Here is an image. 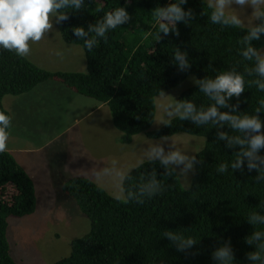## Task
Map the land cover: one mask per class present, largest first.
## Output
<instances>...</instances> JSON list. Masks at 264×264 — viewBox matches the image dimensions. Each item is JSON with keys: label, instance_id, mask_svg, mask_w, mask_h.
I'll return each mask as SVG.
<instances>
[{"label": "trees", "instance_id": "1", "mask_svg": "<svg viewBox=\"0 0 264 264\" xmlns=\"http://www.w3.org/2000/svg\"><path fill=\"white\" fill-rule=\"evenodd\" d=\"M169 2L85 0L79 11L68 10L69 19L60 23L61 35L66 42L81 47L82 40L72 34L74 27L87 30L89 24H95L116 7H125L132 17L127 24L107 33L106 42L97 38L98 43L91 51L83 49L86 71H52L27 57L18 58L0 50V111L10 116L3 104L6 95L27 93L42 82L56 79L81 95L106 103L123 144H130L140 133L154 139L180 132L204 138L203 147L195 154L200 163L194 166L188 188L175 175L166 176L158 161L147 160L124 176V198L111 195L87 177L76 175L67 179L62 189L89 219L90 228L71 241L69 255L48 264H215L211 253L226 241L231 243L237 264H247L245 254L254 250L244 243V237L253 231L245 215L248 210L258 209L264 200V182L255 181V170L249 173L245 166L243 171L230 169L224 174L216 171L219 163L228 162L233 155V150L217 139V132L231 134L230 130L226 126L197 127L176 118L170 127L150 129L156 114L154 98L159 90L165 92L191 74L203 79L228 70L240 60L236 55L237 41L244 32L211 25L202 14L207 11L204 0H188L183 7L193 10L191 23H178V36L170 32L156 40L158 29L152 9ZM252 43L261 49L264 37ZM174 48L187 52L191 64L188 70L181 72L172 63ZM236 67L246 81L256 78L245 72L246 67H251L248 62ZM262 97L264 93L258 92L254 85L251 88L246 85L241 96L233 98L230 104L238 105L237 113H251ZM182 99L192 101L198 108L211 103L197 85L183 91L179 96ZM260 116L264 120V112ZM11 122L12 119L10 125ZM153 173L164 190L148 199L140 194L139 188ZM140 199L144 202L140 203ZM36 206L31 176L11 152L0 153V264H19L10 253L8 218L23 217L35 211ZM165 230L184 232L198 243L188 252H177L162 236Z\"/></svg>", "mask_w": 264, "mask_h": 264}, {"label": "rangeland", "instance_id": "2", "mask_svg": "<svg viewBox=\"0 0 264 264\" xmlns=\"http://www.w3.org/2000/svg\"><path fill=\"white\" fill-rule=\"evenodd\" d=\"M251 12V8H246L243 15L250 16ZM52 24L40 42L30 45L27 58L52 71H86L83 48L66 42L60 24L54 20ZM261 50L264 51V46ZM193 78L196 76L191 74L165 91L169 97L154 98L156 114L150 129L163 126L160 105L172 98L178 101L183 91L195 85ZM54 80L42 82L27 93L6 95L3 100L18 120L10 128L6 150L12 148L15 154L20 152L17 159L25 158L23 166L34 181L37 198L35 211L8 218L10 253L19 264H48L59 260L69 255L73 239L88 232L89 219L62 189L70 177H87L111 195L124 198L123 178L141 163L149 145L162 143L168 151L172 142L190 155H195L204 145L203 137L183 132L166 137L167 141L140 133L130 144H123L108 105L102 106L98 100L75 94ZM95 105L99 107L94 108ZM14 136L21 139L12 143ZM105 170H111L112 174L103 175ZM193 174L194 170L180 178L183 187L190 186Z\"/></svg>", "mask_w": 264, "mask_h": 264}, {"label": "clouds", "instance_id": "3", "mask_svg": "<svg viewBox=\"0 0 264 264\" xmlns=\"http://www.w3.org/2000/svg\"><path fill=\"white\" fill-rule=\"evenodd\" d=\"M187 2L188 0H170L166 6L152 9L158 29L156 40L160 39L161 34L167 36L170 32L178 36L177 24L191 23L194 12L191 8L185 10L183 6ZM84 3L85 0H0V50L12 53L18 58H26L31 51L30 45L42 40L52 28L53 20L56 24L68 20V10L79 11ZM204 3L207 11L202 14L207 16L211 25H218L221 30L231 28L244 32L237 41L236 55L240 60L228 70L217 72L214 77L193 78L199 92L211 102L208 106L198 108L190 100L177 101L172 98L160 105L164 113L160 123L170 127L172 119L176 118L190 121L197 127L203 125L219 129L226 126L231 134L218 131L217 139L225 142V148L232 149L233 155L228 162L219 163L216 171L220 174L227 173L230 169L243 171L242 166H245L249 173L255 170V181L264 182V154H261L264 150V120L260 116L264 112V97L257 101L258 106L251 113H237L238 105L230 104L233 98L238 99L241 96L246 85L249 88L254 85L258 92L264 93V51L254 47L252 43L261 41L264 37V0H204ZM246 8L252 9L251 15L247 17L243 15ZM131 19L125 7H116L104 13L102 19L95 24H89L87 30L84 27H74L72 34L82 40L83 49L91 51L98 43L97 38L106 42L107 33L127 24ZM245 61L251 65L245 68V72L256 78L246 81L245 75L237 71L236 65ZM172 63L181 72L191 67L187 52L178 48L172 51ZM159 96L169 97L161 90ZM11 119L10 115L0 111V153L7 149ZM143 159L149 163L158 161L166 176L175 175L178 178L187 177L194 170V166L200 163L195 155L181 151L172 142L168 151H165L162 143L149 145L141 162ZM111 174V170L103 173L106 176ZM163 190L164 185L156 179L154 173L139 188L140 194L148 199L160 195ZM125 202H128L127 199ZM139 202L144 201L140 199ZM262 212L264 200L260 201L258 209L248 210L245 215L247 223L253 226V231L244 237V243L254 249L245 254L247 264H264ZM162 236L181 253L188 252L198 243L196 238L181 231L165 230ZM211 256L215 264H237L230 241L217 247Z\"/></svg>", "mask_w": 264, "mask_h": 264}, {"label": "crops", "instance_id": "4", "mask_svg": "<svg viewBox=\"0 0 264 264\" xmlns=\"http://www.w3.org/2000/svg\"><path fill=\"white\" fill-rule=\"evenodd\" d=\"M54 82H58V83H61L63 86H65L61 81H57V80H54ZM66 88H69V87H67V86H65ZM70 90H72V92H75L73 89H71L70 88ZM75 94H78V95H81V94H79V93H77V92H75ZM82 96H84V95H82ZM85 97H87V96H85ZM88 98H91V97H88ZM94 99V98H93ZM3 100H4V98H3ZM96 100V99H95ZM100 102V101H99ZM4 104V103H3ZM100 104H102V106H104V105H107L106 103H103V102H101ZM99 104V105H100ZM99 105H95L94 106V108H96V107H99ZM6 108V107H5ZM7 109V108H6ZM8 110V109H7ZM9 111V110H8ZM10 112V111H9ZM11 114V113H10ZM11 117H12V122H11V126L12 125H17V119H15L14 118V116H13V114H11ZM17 138H20L21 139V137H19V136H17V137H15L14 136V138H13V140H12V143H14V142H16L17 141ZM27 140V139H26ZM7 151H9V152H11L13 155H14V157L16 158V157H18L20 154V152H18V154H15V150L14 149H12V148H8V150ZM25 151V150H24ZM23 151V152H24ZM16 160L22 165V167L25 169V167L23 166V162L25 161V158H22V156H21V160L20 159H17L16 158ZM26 170V169H25ZM29 174V173H28Z\"/></svg>", "mask_w": 264, "mask_h": 264}]
</instances>
